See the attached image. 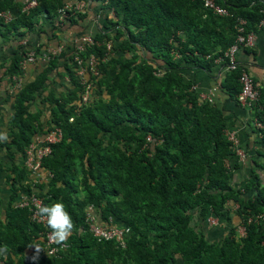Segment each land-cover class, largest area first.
I'll list each match as a JSON object with an SVG mask.
<instances>
[{
  "label": "trees",
  "instance_id": "trees-1",
  "mask_svg": "<svg viewBox=\"0 0 264 264\" xmlns=\"http://www.w3.org/2000/svg\"><path fill=\"white\" fill-rule=\"evenodd\" d=\"M66 1L36 0L25 11L22 2L0 0V10L14 15L8 23L0 19V34L21 38L35 31L56 37L64 23L73 25L85 16L73 9L57 22V8ZM89 1L98 5L101 21L91 34L93 43L80 55L107 56L97 75L88 76L90 99L81 101L84 84L75 75V47L67 43L32 80L15 89L9 139L0 142V155L10 162L5 167L9 204L0 218L5 264H264V131L259 135L252 121L246 123L263 161L252 156L248 132L242 136L238 131L252 163L236 180L242 163L225 129L235 128L227 102L239 105L237 70L219 71L225 96L218 101L202 98L182 72L194 66L214 76L223 64L216 58L235 40L237 18L246 20L245 34L264 26L259 25L264 0H215L226 14L200 0ZM27 48L18 44L5 62L4 73L13 83L11 75H20ZM58 66L69 86L60 97L45 95L53 105L43 126L39 111L29 108L46 89L48 72ZM257 86L253 113L264 122V84ZM54 126L61 127L62 136L42 159L47 177L36 180L24 164V147ZM147 136L151 139L145 141ZM25 191L39 193L43 204L62 201L71 214L75 227L58 254L40 251L34 259V245L42 243L45 228L30 221L27 207L14 206ZM90 204L97 223L127 227L124 245L92 235L85 222ZM209 215L218 220V230L208 229ZM240 225L244 234L238 232Z\"/></svg>",
  "mask_w": 264,
  "mask_h": 264
},
{
  "label": "built area",
  "instance_id": "built-area-1",
  "mask_svg": "<svg viewBox=\"0 0 264 264\" xmlns=\"http://www.w3.org/2000/svg\"><path fill=\"white\" fill-rule=\"evenodd\" d=\"M202 1L203 5L213 12L217 14H226L228 13L226 8L222 7L221 5L217 4L215 0H200ZM22 2V10L28 11L30 8L36 5V0H21ZM67 0L62 6L57 8V22H63L66 17L70 14V11L81 10L85 7V0H78L74 4ZM13 12L10 9H3L0 10V19L4 22L10 21L13 18ZM245 23L246 20L242 17L237 18V22L235 24V28L237 31L235 40L233 43L229 45L226 50H224L223 55L216 58V62L220 63L223 62L221 69L222 71H231L237 70L238 74V82L240 85V90L237 93V101L240 106L247 109L249 112L252 113L251 121L252 123L258 127V134L261 135V131H264V122L257 119L254 115V107L257 104V100L259 97V89L257 83L253 80L252 76L247 72L243 65L239 63L237 58V53L241 47L248 46L252 43L254 39L253 32H249L245 34ZM259 25H264V18L260 20ZM21 43L24 45H28L24 57L21 61V69L27 63H33L38 60L48 61L53 55L57 54L63 44H58L54 47L49 48H39L37 46L29 45L27 38L21 39ZM93 43V38L90 33H82L78 35L74 39V60L76 61L75 64V75L79 77L81 84H84V90L81 95V101L87 102L90 99V88H91V81L89 78H86L84 75H92L95 76L98 73V65L100 61H105L107 56L104 55L102 57H98L97 55L90 53L86 57H81L80 53L85 50L86 45H90ZM110 41L107 42V49H110ZM11 79L14 82V88H18L21 86L23 80L21 79L20 75L13 74L11 75ZM193 87L198 88L197 84H194ZM213 91L214 88H211L208 92H200V96L205 98L209 101H213ZM225 135L227 137V141L230 142V147L234 150L237 160L242 164L246 163L249 158V153L240 145V138L239 132L235 128L232 129H225ZM62 136V129L59 126H54L45 134H37L36 136L32 137L30 141L24 147V164L25 166L31 171V173L36 176L37 178L43 177V173L41 172V162L42 159L50 154V144L57 141ZM151 139L150 136L146 137V140ZM226 164L228 162L226 161ZM19 206L27 205L30 207V219L35 222H40L45 224V219L40 217L37 212V206L43 204L42 197L37 195L34 192H22L20 198L17 203ZM93 206L89 205L87 211L85 213V222L88 226V229L92 233V235L97 240H107V239H115L119 241L121 245H124V237L125 233L127 232V227L118 225V224H110V225H103L99 224L95 221V214L93 210ZM260 214H257L256 217H259ZM211 217V218H210ZM208 221V226L217 224L218 220L209 215L206 218ZM239 234H244V226H238ZM51 230L48 229L45 235V246L49 253H52L58 250L59 247H66V243L60 244V246L55 245L52 242L50 237Z\"/></svg>",
  "mask_w": 264,
  "mask_h": 264
},
{
  "label": "crops",
  "instance_id": "crops-1",
  "mask_svg": "<svg viewBox=\"0 0 264 264\" xmlns=\"http://www.w3.org/2000/svg\"><path fill=\"white\" fill-rule=\"evenodd\" d=\"M21 2V0H17ZM85 7L82 8V12H85V16L82 19H79L76 24H69L66 22L61 28H58L56 31V37H49L50 33H41L38 34L35 31H29L26 35H23L21 38H16L12 34H8V36H4L0 34V131L7 133L9 131V120L11 117V113L13 111V96L15 93L14 83L10 78L5 75V62H8L9 56H11L14 48L21 43V39L27 38L28 43H40L43 44V48L54 47L58 44H74L73 35L76 33H90L92 34L96 31L100 26V13L97 8V4L94 2H90L89 0L85 1ZM47 24V21L44 17L41 18V21ZM46 27V26H45ZM48 27H46L47 29ZM61 29V30H60ZM237 58L239 63L245 66L248 73L256 80L257 84H264V26L259 28V31L254 34V39L251 44L248 46L241 47L237 53ZM62 63V61L60 62ZM47 64L46 61L38 60L33 63H27L21 69V79L24 82L30 81L34 78L37 72H40L43 67ZM217 64V63H216ZM219 65V64H217ZM220 65L218 69L215 68L216 73L214 76H211L207 71L198 67H185L183 68V75L193 80L195 84H197L198 88L201 90L200 92H208L211 88H214L213 91V100H221L223 96H225L220 88H219V80H220ZM88 78V75H84ZM69 86V78L63 71L62 67H55L50 72H48L47 80H46V89L42 96L37 97L33 100V103L30 105V111L36 112L39 111L38 122L47 126V121L50 119L51 115V105L48 99H46L45 95L49 93H53L56 97H60L62 94L66 92L67 87ZM227 107L230 108L229 119L234 122V126L236 129L241 132V135H248L247 137V145L250 147V152L252 156H254L258 161H263V156L258 155L255 150L260 149L258 143H254L251 141L255 137V133L245 131L247 127V122L251 121L252 113L249 112L242 106L236 105L234 102H227ZM248 132V134H247ZM264 150V149H263ZM4 154L3 152H1ZM4 159L2 162L1 160ZM23 160L20 159V164H22ZM250 161V157L248 161L244 164H241L236 170L234 177L236 180L242 178L248 169V165H246ZM9 161L6 160L5 155H0V218H4L3 210L9 204V196H8V186L6 185V170L5 167L9 165ZM252 163V162H251ZM43 176L46 178L47 173L42 172ZM264 175V173H263ZM30 182V181H29ZM219 226L213 225L208 229L215 228L218 230Z\"/></svg>",
  "mask_w": 264,
  "mask_h": 264
},
{
  "label": "clouds",
  "instance_id": "clouds-1",
  "mask_svg": "<svg viewBox=\"0 0 264 264\" xmlns=\"http://www.w3.org/2000/svg\"><path fill=\"white\" fill-rule=\"evenodd\" d=\"M9 139L8 135L5 132L0 131V142H7ZM34 176V175H33ZM36 180H43V177H36L34 176ZM35 180V181H36ZM34 181V179H33ZM26 192V191H25ZM36 193V192H34ZM37 195H39L40 197H42L39 193H36ZM20 196L18 197V199L16 200V202L14 203V206H19L18 200H19ZM43 201V198H42ZM92 205V204H90ZM89 206V205H88ZM87 206V208H88ZM93 206V205H92ZM20 207H27L28 210L30 211V207H28L27 205L24 206H20ZM94 207V206H93ZM94 210V208H93ZM28 211V212H29ZM87 211V209H86ZM85 211V213H86ZM95 211V210H94ZM93 211V212H94ZM37 214L45 219V224H42L40 222H35L32 221L30 219V213H29V219L30 221L37 223V224H41L42 226H44V230L42 229L41 233H42V243L36 244L34 245V249H35V255H34V259H36L41 251V254L43 255H56L58 254L61 250H63V247H59L58 250L49 253L46 249L45 246V235L48 229L51 230L50 233V237L49 239L54 242L55 245L60 246V244H63L67 241V239L69 238V236L72 234L73 230H74V223H73V219L71 214L67 211L65 204L62 201H55L52 202L50 204H41L37 206L36 209ZM95 214V212H94ZM67 247V244H66ZM65 247V248H66ZM30 250V249H29ZM7 253V247H0V264H5V254Z\"/></svg>",
  "mask_w": 264,
  "mask_h": 264
},
{
  "label": "rangeland",
  "instance_id": "rangeland-1",
  "mask_svg": "<svg viewBox=\"0 0 264 264\" xmlns=\"http://www.w3.org/2000/svg\"><path fill=\"white\" fill-rule=\"evenodd\" d=\"M211 218V217H210ZM212 226V225H211Z\"/></svg>",
  "mask_w": 264,
  "mask_h": 264
}]
</instances>
